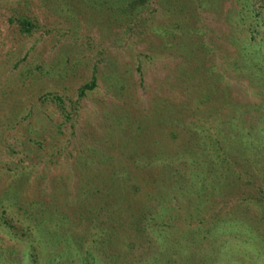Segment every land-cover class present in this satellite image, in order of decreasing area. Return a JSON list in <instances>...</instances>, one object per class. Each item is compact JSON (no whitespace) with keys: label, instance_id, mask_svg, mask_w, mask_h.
Returning a JSON list of instances; mask_svg holds the SVG:
<instances>
[{"label":"rangeland","instance_id":"1","mask_svg":"<svg viewBox=\"0 0 264 264\" xmlns=\"http://www.w3.org/2000/svg\"><path fill=\"white\" fill-rule=\"evenodd\" d=\"M129 1L0 0V211L32 225L12 235L0 222V264H75L64 249L77 240L114 255L102 264H220L214 218L248 222L256 242L229 238L233 260L264 264V7ZM179 20L197 42L195 84ZM117 183L107 207L99 193ZM83 192L96 218L79 211ZM129 200L150 207L153 229L133 226Z\"/></svg>","mask_w":264,"mask_h":264},{"label":"trees","instance_id":"2","mask_svg":"<svg viewBox=\"0 0 264 264\" xmlns=\"http://www.w3.org/2000/svg\"><path fill=\"white\" fill-rule=\"evenodd\" d=\"M259 1H260L259 4L256 6L257 8L256 7L252 8V10H257L256 13H260V10L263 9V7H264V0H259ZM144 2H145V0H130L128 6L129 7H133V6L136 7V6H139V5L143 4ZM245 3H246V0H245ZM178 9H181V8H178ZM251 23H252L251 30L257 32L258 28L260 26V23H254V25H253L252 21H251ZM174 26H175V30L179 28L181 30V33H182V35L176 34V36L178 35V38H177V41H176L177 45H178L177 49L184 50V51L187 52V53H184V52L181 53V57L182 58L178 61L179 67L181 68V72L184 75L183 78L186 79L191 84H195L194 83V81H195L194 77H196V76H194L189 71V69H187L186 67L189 65V58L190 57L192 58L193 55H194V53L193 54H188L189 53V49H191V50L195 49V46H196L197 42L191 36L192 29L190 27H188L187 25L183 26L182 22H180V20H179V22L175 23ZM185 31L189 32L188 36H183V33ZM253 35H255V33ZM94 85H95V80L94 79H91L90 81L85 82L84 84H82L80 86V89H79L80 94H84L86 89H90V88L94 87ZM210 86L211 87L213 86L212 89H211ZM207 88H208L207 90L206 89L205 90L204 89L203 90H197V94H198L199 99L201 101H203L204 99L211 98L210 92L217 90L214 87L213 83H210ZM56 97L61 99V96H56ZM131 186H132V188L134 190H138V188H139L138 185H136L135 183H132ZM99 191H100V188H98L96 192H99ZM119 191H121V188L119 187L118 183L114 184L112 186L109 184L108 188L107 187L105 188L104 193L102 195L99 193V197L98 198L100 199L104 195L105 196L107 195L108 198L107 197H106L107 199L104 198L103 199V201H104L103 203L106 204L107 207H110L109 204L112 203V201H114V199H116L115 194L118 193ZM100 201H102V199ZM130 202L131 201L129 200V204H128V207H127L129 209V211H132L131 209H134V213H135L137 209L139 210V212H138L139 216L138 217L134 216L135 218L132 221H130L131 223L134 224L133 226H135V228L138 231H143V230L146 231V230L153 229V226L155 225V223H151L152 221L149 222V221L144 220L146 218H148L149 220L151 219V215L149 214L151 212L150 211V207L149 206H145V205L144 206L140 205L139 203L135 204V203H130ZM80 205L81 206L78 207V208H79V211L81 212V214H83V216L93 215V217L96 218L95 210H93L94 209V205H93L92 202L90 203L89 196L85 192L82 193V200H81V204ZM138 205H139V208H137ZM0 212H1V214H0V222H1V224L4 227L8 228V231L10 233L12 232L11 233L12 235L17 233L18 232L17 230H21L22 233L27 235L26 234L27 231H30L32 229V228H30L32 226V225L30 226V224L29 225H24L22 227V224H23L22 218H17V219L16 218H12V219H15L14 221L17 223L16 224L15 222H11L10 221V220H12L11 218L9 219L6 215H4V213L6 212L5 209H2V211H0ZM221 218H219V219H221ZM161 224H163V223H161ZM216 224L219 226L220 225V220L214 218L213 219V224L208 227L210 239L214 242V244H212L211 247H213L215 249V251H216V254L213 256V258L216 259V257L218 255H220V256L223 255L224 256L223 259H220V261H223V262L220 263V264H223V263L224 264H243L242 260H240L241 261L240 263L237 260V258H236V262H235V259L233 260V258L235 256H234V254H233V252L231 250L232 248L230 246L229 241H231V238H235V235L236 236H237V234L239 235V232L241 230L242 231H248L250 236L248 237V243L247 244L249 246L252 245L253 243L256 242V239H255L254 235L252 234L253 228H250V224L248 222H245L243 220V218H241V220H240L239 229H236V230L230 229L229 231H225L223 228H220V230H219V228L214 229V226ZM194 227H196V226H194ZM34 231H35V235L37 237H40L41 231H39L36 228H35ZM152 231L153 230H151V232ZM150 235H155V234L154 233H152V234L150 233ZM229 238H230V240L228 241ZM245 238H247V237H244L243 241H244ZM103 239L105 240V242H103L104 240L102 241V239L98 240V241H100L102 246L103 245L111 246L109 237L108 238L104 237ZM74 242L71 243V244L69 243V245L64 249V252L68 253V255H70V256H74L75 259L77 258L75 264H102V262H103L102 258L104 256L105 257L107 255L114 256L112 253L109 254V252H107V250H105L104 247H103L104 253L99 255L96 252V250H95V248H96L95 244L85 245L84 246V245H81V243H79L78 240L75 243ZM106 242H108V243H106ZM127 245L130 247V249H132L133 247L136 246V242H135V240H128L127 241ZM245 247H248V246L245 245ZM99 248L101 249V247H99ZM26 251H27V249L22 251L24 256H28V255H30V257L33 256V253L31 254V251H29L28 253ZM205 255H208V253H204V256ZM209 260H210V262H209V264H210L211 263V258H209ZM232 260H233V262H232ZM58 261H60V260H58ZM59 264H61V262H59ZM150 264H155V263L152 262Z\"/></svg>","mask_w":264,"mask_h":264}]
</instances>
